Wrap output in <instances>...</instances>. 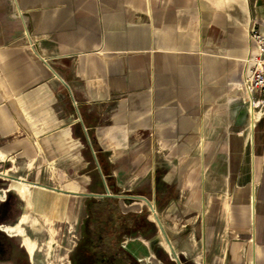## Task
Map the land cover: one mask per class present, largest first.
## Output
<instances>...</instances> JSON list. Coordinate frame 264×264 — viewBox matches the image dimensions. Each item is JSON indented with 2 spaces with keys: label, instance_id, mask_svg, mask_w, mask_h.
<instances>
[{
  "label": "crops",
  "instance_id": "crops-1",
  "mask_svg": "<svg viewBox=\"0 0 264 264\" xmlns=\"http://www.w3.org/2000/svg\"><path fill=\"white\" fill-rule=\"evenodd\" d=\"M252 27L264 0H0V178L27 191L21 217L79 241L95 200L93 228L141 219L118 245L138 262L264 264Z\"/></svg>",
  "mask_w": 264,
  "mask_h": 264
},
{
  "label": "rangeland",
  "instance_id": "rangeland-1",
  "mask_svg": "<svg viewBox=\"0 0 264 264\" xmlns=\"http://www.w3.org/2000/svg\"><path fill=\"white\" fill-rule=\"evenodd\" d=\"M11 184L12 182L0 178V228L13 226V223L17 222L24 211V203L16 189L18 186L14 183ZM21 226L24 229L25 236L34 245V256L31 258V264H70V255L80 237V230L77 227H71L67 223H55L53 220L50 222L40 210L35 211L34 214L26 218ZM8 233L16 235L8 237L6 236L7 233L0 230V241L5 244L6 254V256L1 255L0 264H13L12 257L15 256L16 250L17 256L25 254L29 261L25 249L21 247L22 237L18 236L16 231ZM107 241L105 240L102 243L100 249L104 248L107 250L109 247ZM110 248L112 247L110 246ZM10 257L11 259H9ZM157 259L159 262L156 259H151L150 263L148 261L140 263L160 264L161 262V264H174L172 262H175L177 257L172 254L167 257L159 251L157 252Z\"/></svg>",
  "mask_w": 264,
  "mask_h": 264
},
{
  "label": "trees",
  "instance_id": "trees-1",
  "mask_svg": "<svg viewBox=\"0 0 264 264\" xmlns=\"http://www.w3.org/2000/svg\"><path fill=\"white\" fill-rule=\"evenodd\" d=\"M96 204L99 206L95 200H90L88 203V219L81 227V238L70 255V264H141L131 254L118 247L123 233L135 234L139 231L138 225L141 219L133 221L132 225L117 226L116 230L113 229L115 226L109 227L107 225L103 229L97 226L93 228L91 222L98 216L96 215L98 212L96 210L100 211V208L95 206ZM142 221L143 224L152 228L150 223ZM105 240H108L109 247L107 250L104 248L100 249Z\"/></svg>",
  "mask_w": 264,
  "mask_h": 264
},
{
  "label": "built area",
  "instance_id": "built-area-1",
  "mask_svg": "<svg viewBox=\"0 0 264 264\" xmlns=\"http://www.w3.org/2000/svg\"><path fill=\"white\" fill-rule=\"evenodd\" d=\"M249 36L255 45V52L249 60L241 88L247 95L252 118L257 119L264 115V33L252 27Z\"/></svg>",
  "mask_w": 264,
  "mask_h": 264
},
{
  "label": "bare ground",
  "instance_id": "bare-ground-1",
  "mask_svg": "<svg viewBox=\"0 0 264 264\" xmlns=\"http://www.w3.org/2000/svg\"><path fill=\"white\" fill-rule=\"evenodd\" d=\"M19 190V193L22 195V196H27V191H25L24 188H18ZM25 209V208H24ZM26 211V210H24ZM27 212V211H26ZM24 213V212H23ZM26 219V216L23 215L19 221L20 222H23L24 220ZM50 220V219H49ZM39 222V221H38ZM17 225V224H16ZM49 229V228H48ZM4 231L6 232H14L16 231L18 233L19 236L22 237V242H23V245L25 246V248L27 249L29 255L31 258H33V248H34V245L32 244V242L24 235V233L22 232V230L19 228V226H6L3 228ZM52 233V232H51ZM50 233V234H51Z\"/></svg>",
  "mask_w": 264,
  "mask_h": 264
},
{
  "label": "flooded vegetation",
  "instance_id": "flooded-vegetation-1",
  "mask_svg": "<svg viewBox=\"0 0 264 264\" xmlns=\"http://www.w3.org/2000/svg\"><path fill=\"white\" fill-rule=\"evenodd\" d=\"M13 225H15V223H13ZM0 230L3 231L4 233H7L6 236H8V237H13L14 235H16V234H9L8 232L4 231L3 228H0ZM3 244H4V242H1L0 241V257H1V255L2 256H6V254H5V248H4L5 247V244L4 245ZM21 247H23L25 249V251H26V253L28 255L29 261H28V259H27V257H26L25 254H22L21 256H17V250L15 249L16 250L15 251V256L12 257L13 264H31L32 263L31 257L29 255L27 249L23 245V242L22 241H21ZM9 259H11V257Z\"/></svg>",
  "mask_w": 264,
  "mask_h": 264
}]
</instances>
